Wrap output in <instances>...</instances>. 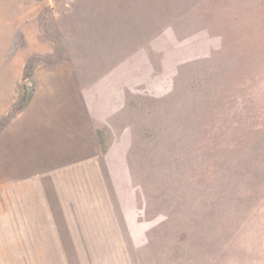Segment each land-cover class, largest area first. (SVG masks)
I'll use <instances>...</instances> for the list:
<instances>
[{
  "label": "rangeland",
  "instance_id": "374dc122",
  "mask_svg": "<svg viewBox=\"0 0 264 264\" xmlns=\"http://www.w3.org/2000/svg\"><path fill=\"white\" fill-rule=\"evenodd\" d=\"M57 65L102 80L127 208L166 264H264V0H0V128ZM4 183L0 264H36Z\"/></svg>",
  "mask_w": 264,
  "mask_h": 264
},
{
  "label": "crops",
  "instance_id": "0c3cea01",
  "mask_svg": "<svg viewBox=\"0 0 264 264\" xmlns=\"http://www.w3.org/2000/svg\"><path fill=\"white\" fill-rule=\"evenodd\" d=\"M11 74L0 118L14 101ZM30 78L26 101L0 128V178L19 188L22 251H36V264H166L169 252L152 247L155 223L127 208L102 80L85 85L64 65Z\"/></svg>",
  "mask_w": 264,
  "mask_h": 264
}]
</instances>
